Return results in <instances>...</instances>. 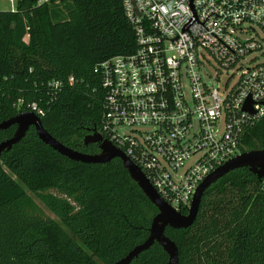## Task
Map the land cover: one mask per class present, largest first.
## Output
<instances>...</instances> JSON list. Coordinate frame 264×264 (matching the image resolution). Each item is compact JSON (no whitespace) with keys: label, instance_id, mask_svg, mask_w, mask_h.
I'll use <instances>...</instances> for the list:
<instances>
[{"label":"trees","instance_id":"obj_1","mask_svg":"<svg viewBox=\"0 0 264 264\" xmlns=\"http://www.w3.org/2000/svg\"><path fill=\"white\" fill-rule=\"evenodd\" d=\"M136 47L123 0H16L15 10L0 9V122L35 101L58 140L98 153L97 143L84 142L103 112L94 68ZM55 79L63 85L52 94ZM15 128L1 129L0 142ZM255 148H264V118L242 138V151ZM1 161L0 264H112L150 234L158 208L119 158L72 160L31 127ZM166 234L180 264H264V180L247 167L230 171L205 190L190 227H167ZM168 259L155 242L129 264Z\"/></svg>","mask_w":264,"mask_h":264},{"label":"built area","instance_id":"obj_2","mask_svg":"<svg viewBox=\"0 0 264 264\" xmlns=\"http://www.w3.org/2000/svg\"><path fill=\"white\" fill-rule=\"evenodd\" d=\"M123 2L137 47L95 66L104 93L95 130L168 203L187 210L205 179L242 152L245 130L264 118V0ZM49 85L55 94L63 81ZM27 107L45 113L35 101Z\"/></svg>","mask_w":264,"mask_h":264},{"label":"water","instance_id":"obj_3","mask_svg":"<svg viewBox=\"0 0 264 264\" xmlns=\"http://www.w3.org/2000/svg\"><path fill=\"white\" fill-rule=\"evenodd\" d=\"M245 108L250 109V102L246 104ZM12 125L16 126L13 135L0 142V170L3 166L1 161L2 153L12 149L15 144L20 142L26 136L28 130L31 127H34L37 135L42 141L72 160L84 163H108L115 158L121 159L131 177L157 206L158 213L152 221L150 234L147 239L142 243L137 244L126 256L112 264H129L142 251L150 248L155 242L160 243L168 253L169 259L166 264H180L178 245L166 234L167 227H190L197 219L205 190L230 171L247 167L251 172L255 173L260 180H264V148L242 151L221 165L205 179L197 189L187 212L184 213L168 203L158 193L142 169L110 140L105 139L97 130L94 129V132L87 134L84 139L85 144L98 143L99 145L100 151L91 154L74 149L58 140L44 127L41 116L33 111H22L1 121L0 130L7 129Z\"/></svg>","mask_w":264,"mask_h":264},{"label":"rangeland","instance_id":"obj_4","mask_svg":"<svg viewBox=\"0 0 264 264\" xmlns=\"http://www.w3.org/2000/svg\"><path fill=\"white\" fill-rule=\"evenodd\" d=\"M15 6H16V3H15ZM9 8H11V3H10V1L9 0H0V9H9ZM214 71V70H213ZM226 79V74H223L222 76H221V81L222 82H224V80ZM234 80V79H233ZM246 148H248V146L246 145ZM241 152V151H240ZM36 198V197H35ZM37 199V198H36ZM37 201L44 207V209L46 210V212L49 214V215H51V216H53L54 217V215H53V213L50 211V210H48L38 199H37Z\"/></svg>","mask_w":264,"mask_h":264},{"label":"flooded vegetation","instance_id":"obj_5","mask_svg":"<svg viewBox=\"0 0 264 264\" xmlns=\"http://www.w3.org/2000/svg\"><path fill=\"white\" fill-rule=\"evenodd\" d=\"M94 129H96V127H94L93 130H89L88 134L93 133L94 132Z\"/></svg>","mask_w":264,"mask_h":264},{"label":"crops","instance_id":"obj_6","mask_svg":"<svg viewBox=\"0 0 264 264\" xmlns=\"http://www.w3.org/2000/svg\"><path fill=\"white\" fill-rule=\"evenodd\" d=\"M9 9H11V8H9Z\"/></svg>","mask_w":264,"mask_h":264}]
</instances>
